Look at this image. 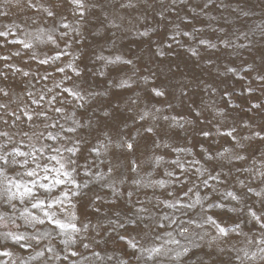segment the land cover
<instances>
[{
    "label": "rangeland",
    "instance_id": "1",
    "mask_svg": "<svg viewBox=\"0 0 264 264\" xmlns=\"http://www.w3.org/2000/svg\"><path fill=\"white\" fill-rule=\"evenodd\" d=\"M30 2L33 6L29 0H0V31L5 33L0 57H9L0 59V72L5 73L0 88L9 93L0 94V103L8 106L0 109V116L9 120V125L0 122V129L16 133L23 128L29 135L45 132L61 138L34 139L36 147L87 141L77 144L85 149L83 156L63 153L65 162L76 161L66 167L81 185L79 197L72 198L77 215L72 222L80 232L71 233L75 244H66L69 235L53 226L33 227L17 218L18 227H0V251L11 253L0 256V264H264L259 256L245 257L264 247L259 243L264 229L249 213L264 215V140L254 135L264 136V0H83L79 9L70 0ZM25 71L29 76H23ZM64 87L83 99H73ZM154 89L164 95L155 96ZM41 95L45 110L63 107L64 117L49 111L47 123L37 118L29 128L24 111H39L32 101ZM13 110L22 119L10 129L15 116L8 113ZM57 121L56 128L48 127ZM148 126L152 132L145 131ZM70 127L76 131L67 132ZM233 128L235 141L223 134ZM124 140L134 143L135 150L117 147ZM49 154L55 155L48 149L45 156ZM41 163L59 167L43 158ZM108 168L114 172L109 174ZM188 188L193 191L185 195ZM228 191L240 202L227 197ZM197 195L204 209L196 204ZM177 200L194 210L166 206ZM205 217L225 227L228 237L214 241L216 228ZM181 225L189 229L187 238L178 234ZM9 231L26 239L15 243L6 236ZM132 244L138 249L161 247L168 255L148 260L147 252L134 250ZM47 246L54 248L53 254ZM185 247L189 256L173 259Z\"/></svg>",
    "mask_w": 264,
    "mask_h": 264
},
{
    "label": "snow or ice",
    "instance_id": "2",
    "mask_svg": "<svg viewBox=\"0 0 264 264\" xmlns=\"http://www.w3.org/2000/svg\"><path fill=\"white\" fill-rule=\"evenodd\" d=\"M71 3L75 4L77 8H83V0H70ZM29 6L31 5V2L29 0ZM48 16H53L54 13L52 11H47ZM81 16H83V12L79 13ZM244 15H248V13H244ZM64 29H68L69 25L64 24ZM68 33L65 32L63 36H67ZM187 35V34H186ZM5 36V33L0 31V37ZM62 36V38H63ZM52 37H49V40H52ZM54 42V41H53ZM223 42V41H222ZM17 43H22L23 47L25 49H31L32 45L29 43H26L24 41H17ZM201 44H206V41L201 40ZM70 46V45H69ZM227 47V44L225 45ZM211 47H215V45H211ZM14 55H20L19 52H16ZM193 55H196V52L193 51ZM35 55L32 56V59H35ZM2 60H8L9 57L3 56L0 57ZM56 59H59V56L56 57ZM40 64H46L48 63L47 60H40ZM69 67H72L71 65H68ZM5 67H8V65H5ZM63 67H57L56 71L63 73L64 72ZM232 69H229L231 71ZM15 71H19V69H15ZM73 72L76 76H80L81 73L78 69L73 68ZM0 76H5V73L0 72ZM23 76L27 77L29 76V72L25 71L23 72ZM48 77L45 76L44 79H47ZM71 77H69L70 79ZM260 79H264V76H261ZM60 85L57 84V88H59ZM51 91V89H49ZM64 93H67L69 96H71L73 99H83V97H80L78 93L72 91L68 87H64L62 89ZM155 96L160 97L164 95V92L153 90ZM0 94H2L3 97H8L9 93L4 88H0ZM31 95V94H30ZM56 97L53 96L52 100H55ZM44 100V96L41 95L39 100H33L32 103L37 104L39 107V111H34L33 113H28L24 111V115L26 116V121L24 123L29 124V128H31L33 125H35L36 119L40 118L42 123H47L49 120V111H55L56 113L61 114V117H64V108L63 107H55L54 109L45 110L44 105L40 104L39 101ZM52 101H49L51 103ZM63 104V102H61ZM7 105L0 103V109H7ZM80 107H83V105H80ZM258 105H253V108H258ZM159 111V110H157ZM9 116H15V121L9 126V128H15L17 127V122L21 121V116L15 114V110L13 112L8 113ZM108 114L105 113V116ZM199 116L200 113H197ZM71 118V117H68ZM144 118L143 116L141 117ZM165 120H167V117H164ZM0 122H2L4 125H9V120L5 119L3 116H0ZM74 124L78 123L76 121H73ZM57 124H59V121L56 123L48 124V127L56 128ZM82 128L83 125H80ZM61 130L63 129V125H60ZM67 132H75V127H70L66 129ZM145 131L152 132L153 128L151 126H148L145 128ZM264 131V129H262ZM235 129L233 128L231 131H228L226 133H223L226 136L232 137L235 141ZM207 132L204 133L205 136H207ZM255 136L259 137L261 140H264V136H261L260 132H255ZM17 136H20L21 139H17ZM24 138H27L25 140ZM131 139V137H129ZM40 141L42 139H47L50 141H58L61 139L58 136H53L51 133H48L47 135L45 132H33L32 135H29V131L21 128L18 132L13 133L10 130H3L0 129V207L3 208V211L0 212V227L7 229L9 224L16 225L17 218H22L25 221H27L29 224H31L33 227H36L37 225H44L45 223L53 226L54 230H59L60 233L64 235H69V240L64 241L67 243L75 244L76 240L71 237V233L79 234L80 229L77 228L76 224L73 223V220L77 219L76 212L74 209L76 208L75 203H73L72 198L73 197H79L80 193L77 191L80 189L81 185L78 184L75 180V178L72 176V172L67 170L66 164H76L75 160L68 159L67 162H65L63 158V153L67 152L70 153L71 156H77V154H80L83 156L85 149L78 147L77 144L80 143H87V141H77V144H73L71 147H68L65 144H51L45 146L44 144H41L40 147H36V144L33 143V140ZM117 147H123L126 148L128 152H132L135 150V144L128 142V140L122 141L121 144L117 145ZM50 149L52 153H55V155H47L45 156V152ZM229 150L225 149L224 153H227ZM224 153H220V155H224ZM96 155L99 156V152H96ZM59 157V158H58ZM236 157L240 160L245 159L244 156L240 155L239 153L236 154ZM44 159L46 161H55L56 164L59 165V167H49L48 163H41V159ZM87 157H85L86 159ZM209 160L212 159L211 156L208 157ZM176 163L177 167L180 168L182 171L183 165L180 164L178 161L174 162ZM72 171H75L73 168ZM132 171H135V168H132ZM13 173V175H9V173ZM114 172L113 168H108V173L112 174ZM43 173V175H42ZM55 173L54 176H51L49 174ZM89 172H85V175H89ZM169 176H172V173H168ZM261 177L264 178V172L260 173ZM213 179H218V177H213ZM49 181L50 183H41L40 181ZM176 181H179L180 183H183L184 181H180L179 177L175 178ZM205 185H207L208 181L205 179L203 181ZM243 184V182H241ZM84 187H87V184L84 185ZM56 189H60L59 193H56ZM192 188H188L187 192H185V195H187L188 192H192ZM249 191L251 189L249 188ZM131 193H128V196L131 197ZM168 195H173V193H168ZM227 197H230L232 201H236L237 203L240 202L239 197L235 195L233 192L228 191L226 193ZM203 199H210V197L205 196ZM196 204L201 207V209L205 208V205L202 203V198L197 195ZM169 208L172 207H179L181 209L188 208L194 210V205L192 204H184L181 203L180 200H177L175 204H168L166 205ZM217 207H222V205H217ZM29 209L38 210V213H42V215L38 213H34L30 211ZM234 209H229V211H233ZM99 211V209H97ZM141 211H144V209H141ZM249 213L252 217V219L259 224V227L261 229H264V215H257L256 212L251 211L249 209ZM62 217V218H61ZM165 219H168L165 217ZM206 223H211L215 226L217 231V237L215 239H222L227 238L229 235L228 230H226L225 227H222L220 224H218L215 220H213L211 217H205ZM172 224H177L176 220L171 221ZM187 223V222H185ZM18 227V225H16ZM159 227L163 228V225H158ZM85 230L87 229V225H83ZM148 227V225H146ZM70 230V231H69ZM180 236L187 238L189 235V229L185 226H180L179 233ZM238 235L240 233H237ZM47 235H51V233H48ZM171 235V233H169ZM6 236L11 237L15 243H20V241L25 240L26 238L23 235H16L15 233L9 231L6 233ZM123 239V236L120 237ZM33 240L36 241V243H40V240L37 239L35 236H33ZM175 244H179V240H173L172 241ZM260 244H264V240L259 241ZM22 248L31 247V245L21 244ZM134 250L140 251V252H147V259L153 260L156 257L160 256H167L168 251L164 250L161 247H152V248H145V249H138L136 244L131 245ZM84 248H88V244H83ZM194 247L198 248L199 245H194ZM223 251V249H220ZM54 248L51 246H47V252L50 254L54 253ZM190 249L185 247L181 252H177L175 257L173 259H183L185 257H188L190 254ZM41 256L44 255L43 252L39 253ZM71 256L75 257L78 255V252L73 250L70 253ZM94 255L98 256V253H94ZM0 256L3 257H9L11 256V253L8 251H0ZM259 256V259L261 261H264V247H261L259 249V253H252L249 255L247 252L245 253V257L249 260H255ZM139 259V257H137ZM55 259H59V256H55ZM64 259L67 260L68 256H64Z\"/></svg>",
    "mask_w": 264,
    "mask_h": 264
}]
</instances>
